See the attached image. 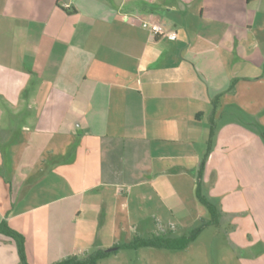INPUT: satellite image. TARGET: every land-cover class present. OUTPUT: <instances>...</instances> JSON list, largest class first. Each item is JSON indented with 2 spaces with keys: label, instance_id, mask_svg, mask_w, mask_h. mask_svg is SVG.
Wrapping results in <instances>:
<instances>
[{
  "label": "crops",
  "instance_id": "crops-1",
  "mask_svg": "<svg viewBox=\"0 0 264 264\" xmlns=\"http://www.w3.org/2000/svg\"><path fill=\"white\" fill-rule=\"evenodd\" d=\"M263 128L264 0H0V222L28 264L203 213V158L218 226H249L233 245L264 264ZM0 264H20L2 233Z\"/></svg>",
  "mask_w": 264,
  "mask_h": 264
},
{
  "label": "rangeland",
  "instance_id": "rangeland-1",
  "mask_svg": "<svg viewBox=\"0 0 264 264\" xmlns=\"http://www.w3.org/2000/svg\"><path fill=\"white\" fill-rule=\"evenodd\" d=\"M226 115L228 116L222 117V122L228 119L229 114ZM238 118L239 121L246 122L244 125H247L246 127L248 129L259 128L253 119L242 117L240 114ZM13 120L16 125L21 126L22 119L20 116H17ZM254 168L256 171L258 166ZM261 168L263 169L264 177V166ZM256 174L258 175V173L255 172V175ZM206 192V190H202L203 195L208 198ZM199 207L203 213H197V211H194V213L189 211L188 213L184 212V214L177 215L176 218H173L169 227L167 226L168 228L152 224L146 228L138 227L134 231L127 230L126 236H128L130 240H134L135 238L146 240L153 237L167 239L189 235L193 229L197 228L205 221H208L210 218L209 214L206 212V208L204 206ZM216 208L219 210L217 206ZM224 215L220 216L219 226L218 224L204 225L202 230L196 235L195 239L183 249L148 246L137 247V249H120L118 251L106 253V256L103 259L96 261V264H242L241 256L243 255L240 251L241 248L233 245L235 243L233 240L235 238H251L253 233L250 231L249 226L244 225L243 223L244 226L241 227L240 224H237L236 222H230L231 219L228 217L226 219ZM234 217L240 218V221L243 222L245 217L249 220L252 219L250 211L247 210L241 211ZM92 233L96 235V231H92ZM102 233L103 238L107 240V233ZM93 240L94 242L90 243L87 253H85L86 255L98 250L97 246L100 241L95 237H93Z\"/></svg>",
  "mask_w": 264,
  "mask_h": 264
},
{
  "label": "trees",
  "instance_id": "trees-1",
  "mask_svg": "<svg viewBox=\"0 0 264 264\" xmlns=\"http://www.w3.org/2000/svg\"><path fill=\"white\" fill-rule=\"evenodd\" d=\"M213 135V128H211L210 135L208 141ZM205 158H203L199 164L198 172H197V182L195 187V195L197 200L205 206L209 214V220L202 223L197 228L193 229L189 235H184L180 237L173 238H161V237H153L150 239H139L135 238L128 244L122 245L123 248H137L141 246H150V247H161L168 249H183L185 248L193 239H195L196 235L200 230H202L204 225L208 224H218L219 211L214 204H212L202 193L201 186V173L204 168ZM0 233L9 236L12 238L16 244L17 254L19 257L20 264H28L25 256V248H24V236L18 231L11 228L6 221L0 222ZM107 252L103 250H97L96 252L85 255L84 257L77 256H68L60 261L54 262L52 264H96L101 257H104Z\"/></svg>",
  "mask_w": 264,
  "mask_h": 264
},
{
  "label": "built area",
  "instance_id": "built-area-1",
  "mask_svg": "<svg viewBox=\"0 0 264 264\" xmlns=\"http://www.w3.org/2000/svg\"><path fill=\"white\" fill-rule=\"evenodd\" d=\"M140 25L149 30L155 36L167 37L170 39L176 38V33L173 30L165 29L161 24L153 22L149 19H141Z\"/></svg>",
  "mask_w": 264,
  "mask_h": 264
},
{
  "label": "water",
  "instance_id": "water-1",
  "mask_svg": "<svg viewBox=\"0 0 264 264\" xmlns=\"http://www.w3.org/2000/svg\"><path fill=\"white\" fill-rule=\"evenodd\" d=\"M114 248H109V249H107V251H110V250H113Z\"/></svg>",
  "mask_w": 264,
  "mask_h": 264
}]
</instances>
